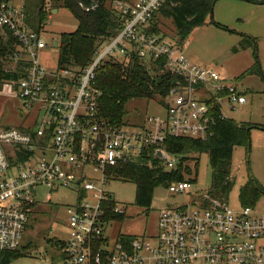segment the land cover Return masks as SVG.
I'll list each match as a JSON object with an SVG mask.
<instances>
[{"label":"built area","instance_id":"1","mask_svg":"<svg viewBox=\"0 0 264 264\" xmlns=\"http://www.w3.org/2000/svg\"><path fill=\"white\" fill-rule=\"evenodd\" d=\"M165 2L106 0L119 31L100 39L86 66L57 62L48 71L38 60L46 43L27 26L24 5L0 1V28L13 43L4 71L18 75L1 83L0 94L17 99L33 116L26 130L0 127V252L18 250L38 189L65 188L92 192L95 201L90 204L79 195L66 207L67 238L55 247L56 264H264V215L228 202L162 209L151 235L111 238L106 233L114 217L125 215L104 190L116 180L108 176L109 169L143 155L167 171L175 169L169 139L205 141L216 119L225 118L223 105L233 111L246 103L233 82L193 64L184 43L179 47L172 37L149 29ZM56 45L59 51L60 40ZM136 58L175 78L162 99L165 113L148 116L141 125L113 124L99 114L96 69L104 61L127 65ZM86 169L100 179H87ZM190 187L187 180L173 181L167 190L177 194Z\"/></svg>","mask_w":264,"mask_h":264},{"label":"rangeland","instance_id":"2","mask_svg":"<svg viewBox=\"0 0 264 264\" xmlns=\"http://www.w3.org/2000/svg\"><path fill=\"white\" fill-rule=\"evenodd\" d=\"M36 0H12L11 5H27V16L34 14L32 4ZM226 0H217L218 12L228 16L229 7ZM215 4V6H216ZM45 9L49 17L39 31L46 43L38 55L39 63L48 71H53L59 59L58 49L53 48L52 40H59L60 34L73 33L77 28V20L56 0H46ZM56 9V13H53ZM215 9L213 8L212 16ZM161 20L160 30L171 37L174 28L169 20ZM209 18L204 26L192 30L185 46V54L190 60L204 69H212L224 79L233 82L243 93L246 103L236 106L235 110L222 107L223 116L236 122L264 126V36L256 40V51L252 47L240 49V36L229 31L211 26ZM186 41V40H185ZM107 45L103 43L102 46ZM237 49V50H234ZM258 60L262 76L258 73L249 74V69ZM162 99L156 95L151 100L137 99L126 104L127 111L124 122L128 125H141L145 118L151 115H163L165 108ZM20 101L0 94V127L18 128L25 126L33 118L28 114ZM249 170L264 188V130L253 128L250 130ZM197 159V167L192 175L196 177L191 187L182 193H169L166 187H157L152 195V202L148 209L135 205V185L120 179L113 180L104 186L110 192L115 202L124 207V220L114 221L107 229V235L113 238L116 234L126 236L151 235L156 230L158 214L162 209L191 207L195 201H200L211 186V171L206 153L188 156L186 165L191 169ZM245 148L235 147L232 153L231 175L235 185L229 194L228 205L238 208V189L248 179V165ZM87 179H100V174L86 169ZM189 178L188 176L185 177ZM82 195L90 204L94 203L92 192L74 191L60 188L51 193L44 188L38 189L35 203L30 208L28 223L22 235L17 252L20 254L9 264H56L59 257L55 249L57 240H65L67 214L66 207L73 206L77 197ZM254 214L264 215V196L255 204Z\"/></svg>","mask_w":264,"mask_h":264},{"label":"trees","instance_id":"3","mask_svg":"<svg viewBox=\"0 0 264 264\" xmlns=\"http://www.w3.org/2000/svg\"><path fill=\"white\" fill-rule=\"evenodd\" d=\"M10 2L12 0H0ZM68 10L77 20V28L73 33L60 34L59 65L84 67L92 59L100 39H110L120 29V22L116 14L106 5V0H56ZM217 0H166L158 13L154 14L149 29L154 33L161 32V20H169L174 28L171 35L176 44L181 47L193 29L204 26L209 18V24L226 30L212 20V10ZM46 0H36L32 4L34 14L27 16L29 6L24 5L26 24L34 31H40L49 14L45 9ZM228 31V30H227ZM9 32L0 28V85L3 81L17 79L18 75L6 73L5 62L11 52L12 40ZM166 35V34H165ZM168 36V35H167ZM239 48L252 47L256 51V39L240 35ZM237 50V49H234ZM249 74L258 73L262 76L258 60L249 69ZM175 78L159 69L140 62L137 58L127 65L119 62L104 61L95 72V84L101 92L98 100L99 114L113 124H124L128 102L137 99L151 100L154 96L160 99L168 94ZM24 129L23 126L19 127ZM264 126L236 122L227 118H218L212 129V135L205 141L189 138L169 139L167 151L177 158L175 169L165 170L158 160L143 155L134 162L108 170V176L132 182L135 185V205L148 209L152 202V195L157 187H166L173 181L187 180L191 185L196 177L191 178L197 167V159L193 169L186 165L188 156L206 153L211 171V186L206 197L198 201L206 206L211 200L228 202L235 180L231 175L232 153L235 147H243L246 151L248 165V179L238 189V204L240 207L254 208L255 204L264 196V188L249 170L250 130ZM26 130V129H24ZM188 176L189 178H185ZM124 216L114 217L115 221H123ZM128 239V238H126ZM61 244L58 240L55 247ZM20 254L0 252V264H9Z\"/></svg>","mask_w":264,"mask_h":264},{"label":"crops","instance_id":"4","mask_svg":"<svg viewBox=\"0 0 264 264\" xmlns=\"http://www.w3.org/2000/svg\"><path fill=\"white\" fill-rule=\"evenodd\" d=\"M215 4L213 7L215 9L214 15L212 16L214 23L225 28L226 31L228 30L232 34L234 33L239 36L246 35L256 40L260 37L263 38L264 0H226L225 4L229 7L228 16L222 12H218L216 8L219 5L216 4L215 6ZM187 39L184 42V48L188 44ZM188 59L190 60L189 57Z\"/></svg>","mask_w":264,"mask_h":264},{"label":"water","instance_id":"5","mask_svg":"<svg viewBox=\"0 0 264 264\" xmlns=\"http://www.w3.org/2000/svg\"><path fill=\"white\" fill-rule=\"evenodd\" d=\"M53 13H56V9H53L52 11ZM53 48H57V45H56V40L53 41Z\"/></svg>","mask_w":264,"mask_h":264}]
</instances>
